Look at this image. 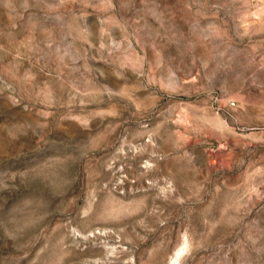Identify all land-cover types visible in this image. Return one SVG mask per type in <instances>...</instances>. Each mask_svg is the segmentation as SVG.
Here are the masks:
<instances>
[{"label": "rangeland", "instance_id": "1", "mask_svg": "<svg viewBox=\"0 0 264 264\" xmlns=\"http://www.w3.org/2000/svg\"><path fill=\"white\" fill-rule=\"evenodd\" d=\"M0 264H264V0H0Z\"/></svg>", "mask_w": 264, "mask_h": 264}]
</instances>
